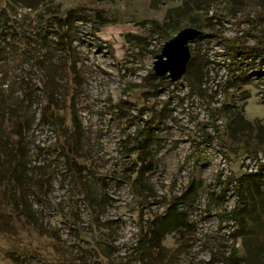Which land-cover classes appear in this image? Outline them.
I'll list each match as a JSON object with an SVG mask.
<instances>
[{"label": "rangeland", "instance_id": "obj_1", "mask_svg": "<svg viewBox=\"0 0 264 264\" xmlns=\"http://www.w3.org/2000/svg\"><path fill=\"white\" fill-rule=\"evenodd\" d=\"M0 20V141L17 102L28 153L0 264H264V0H0ZM187 28L184 77L156 76ZM236 45L262 50L236 68Z\"/></svg>", "mask_w": 264, "mask_h": 264}, {"label": "trees", "instance_id": "obj_2", "mask_svg": "<svg viewBox=\"0 0 264 264\" xmlns=\"http://www.w3.org/2000/svg\"><path fill=\"white\" fill-rule=\"evenodd\" d=\"M0 26L2 27L3 25L0 24ZM234 47L237 53L233 60L236 68H241V66L247 64L244 63L246 59H252L259 50H262L260 47L259 49L237 45ZM15 105L16 108L10 109L7 114V119L11 123V128L8 133H4L5 137H2L4 141H0V188H3L6 192H10L12 189L14 190L15 187L20 184V178H24L23 175L28 174V167L26 164L28 153L24 152L23 140H25V138H23L22 135L25 126H21L24 124V121H22L24 115L21 113V109L19 108L20 105L17 102ZM49 118H52V115H49ZM27 127V129H29V126ZM14 130L18 132L16 136L13 135ZM244 180L245 177L241 178L240 184H243ZM6 197L8 198V194ZM243 222L244 220L240 219L237 221V224Z\"/></svg>", "mask_w": 264, "mask_h": 264}, {"label": "water", "instance_id": "obj_3", "mask_svg": "<svg viewBox=\"0 0 264 264\" xmlns=\"http://www.w3.org/2000/svg\"><path fill=\"white\" fill-rule=\"evenodd\" d=\"M200 34L195 28H187L181 31L175 40L164 45L154 65L155 75L159 77L168 75L172 81L182 79L191 59L190 43Z\"/></svg>", "mask_w": 264, "mask_h": 264}]
</instances>
